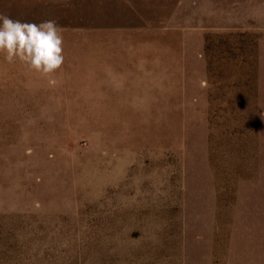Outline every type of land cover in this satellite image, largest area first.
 Returning <instances> with one entry per match:
<instances>
[{"label":"rangeland","instance_id":"1","mask_svg":"<svg viewBox=\"0 0 264 264\" xmlns=\"http://www.w3.org/2000/svg\"><path fill=\"white\" fill-rule=\"evenodd\" d=\"M63 30L59 84L0 55V264H264V0H0Z\"/></svg>","mask_w":264,"mask_h":264},{"label":"clouds","instance_id":"2","mask_svg":"<svg viewBox=\"0 0 264 264\" xmlns=\"http://www.w3.org/2000/svg\"><path fill=\"white\" fill-rule=\"evenodd\" d=\"M62 31L55 20L37 24L0 14V55L9 64L18 61L28 70L48 78V84L55 87L59 81L53 74L65 60Z\"/></svg>","mask_w":264,"mask_h":264}]
</instances>
